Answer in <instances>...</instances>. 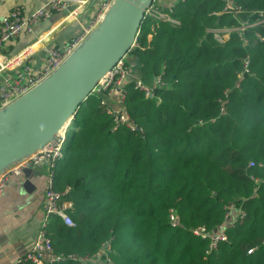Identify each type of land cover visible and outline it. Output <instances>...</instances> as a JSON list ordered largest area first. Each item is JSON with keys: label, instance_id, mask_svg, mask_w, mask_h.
<instances>
[{"label": "trees", "instance_id": "1", "mask_svg": "<svg viewBox=\"0 0 264 264\" xmlns=\"http://www.w3.org/2000/svg\"><path fill=\"white\" fill-rule=\"evenodd\" d=\"M231 1L240 10L175 0L177 25L141 20L127 64L153 93L123 83L135 128L115 127L100 94L78 104L54 171L75 225L49 221L56 252L105 249L99 264H264V24L222 40L208 31L252 21L264 0ZM221 224L215 246L191 231Z\"/></svg>", "mask_w": 264, "mask_h": 264}, {"label": "built area", "instance_id": "2", "mask_svg": "<svg viewBox=\"0 0 264 264\" xmlns=\"http://www.w3.org/2000/svg\"><path fill=\"white\" fill-rule=\"evenodd\" d=\"M92 1L97 2V7L94 14L89 18L86 26L63 47H48L44 62L39 67H35L32 62L28 60V55L26 54L28 52L27 50L25 53L12 58H8L0 53V71H7L0 79V110L38 85L55 71L70 53H72L100 23L114 0H45L40 7L27 14L22 12L21 7L16 6L2 19L0 25V49L5 42L13 39L20 32L31 31L39 20L49 17L54 11L70 10L69 13L74 14L85 4ZM224 10L238 11L240 10V6L234 4L231 0H225ZM171 12L172 5L163 8L158 4V0H152L151 3L144 8L142 19L152 18L164 20L177 25L179 21L171 16ZM258 24H264V10L257 11L252 21L241 20L236 25L212 27L209 28L208 31L212 32L216 39L222 40L223 35H227L231 31H238L241 33V31ZM138 34L139 31L135 34V39L131 48L137 45L136 39ZM260 38H264V36ZM127 52L97 81L91 93L93 92L101 95L100 102L105 105L106 112L112 116L115 127L125 125L133 129L136 125L123 107L124 92L122 85L125 81L133 80L134 87L142 90L146 96L152 95L153 87L146 84L139 75H134L131 71L126 60L128 55ZM247 65L248 58L244 60L243 64L245 71H248ZM158 81L159 79H154L155 83ZM115 90H120L119 97L117 98V105H114L110 101L111 95ZM69 127L70 126L66 123L51 141L47 142L33 153L12 162L0 171L1 195L8 181L11 180L12 177L19 176L23 168L38 165H46L48 167V177L43 191L42 215L39 229L33 239L30 249L23 257L12 264H21L24 261L31 264H58L68 260L78 263L99 264L100 255L106 254L105 249H100L94 254L84 255L56 252L47 234V226L52 217L60 218L66 226L75 225L74 220L69 214L72 202L67 198L63 199V195L66 194L70 188L66 187L63 191H58L54 188L55 166L58 160L63 156V151L67 146V131ZM229 208L232 209V207ZM228 214L229 213H226V215ZM169 217L171 223L174 225L176 223V217L173 213H170ZM191 231L194 235L201 238H209L210 246H215L218 241L226 239L223 224L219 225L212 232L207 231L203 225L196 226L192 228ZM107 245V242L104 243V247H107ZM249 252H251V249L247 250V253ZM106 261L109 262L110 259L106 257Z\"/></svg>", "mask_w": 264, "mask_h": 264}, {"label": "water", "instance_id": "3", "mask_svg": "<svg viewBox=\"0 0 264 264\" xmlns=\"http://www.w3.org/2000/svg\"><path fill=\"white\" fill-rule=\"evenodd\" d=\"M151 1L114 0L55 71L0 110V171L51 141L66 123L72 125L78 104L131 48Z\"/></svg>", "mask_w": 264, "mask_h": 264}, {"label": "crops", "instance_id": "4", "mask_svg": "<svg viewBox=\"0 0 264 264\" xmlns=\"http://www.w3.org/2000/svg\"><path fill=\"white\" fill-rule=\"evenodd\" d=\"M44 1L0 0V25L12 8L21 7L22 12L27 14L40 7ZM174 2L175 0H158L163 8ZM96 7L97 2L92 1L74 14L69 13L70 10L54 11L49 17L39 20L31 31H22L5 42L0 53L12 58L27 50L28 60L39 67L44 62L47 48L63 47L69 42L86 26ZM126 60L131 62V56L127 55ZM6 72L0 71V79ZM119 94L120 90H115L111 95L110 101L114 105H117ZM47 177L46 165L30 166L19 176L12 177L3 188L0 195V264H12L30 249L41 223Z\"/></svg>", "mask_w": 264, "mask_h": 264}, {"label": "rangeland", "instance_id": "5", "mask_svg": "<svg viewBox=\"0 0 264 264\" xmlns=\"http://www.w3.org/2000/svg\"><path fill=\"white\" fill-rule=\"evenodd\" d=\"M75 129V123L72 122V125L68 128V131H67V136L70 137L71 134L73 133V130Z\"/></svg>", "mask_w": 264, "mask_h": 264}]
</instances>
